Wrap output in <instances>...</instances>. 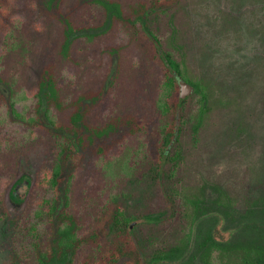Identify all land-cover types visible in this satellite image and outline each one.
I'll list each match as a JSON object with an SVG mask.
<instances>
[{
  "label": "rangeland",
  "instance_id": "1",
  "mask_svg": "<svg viewBox=\"0 0 264 264\" xmlns=\"http://www.w3.org/2000/svg\"><path fill=\"white\" fill-rule=\"evenodd\" d=\"M1 1L7 14L0 16V264H39L32 224L41 250L51 238L46 210L54 195L48 175L59 143L47 127L15 120L9 108L13 102L25 118L37 117L36 72L44 67L51 69L63 103L52 108L56 121L69 123L79 106L96 131L116 119L109 132L86 131L76 139L77 152L64 172L61 203L66 191L81 236L90 235L108 209L120 208L149 260L159 250L185 244L191 207L184 197H227L237 213L264 200V0H180L173 9L151 14L149 27L162 49L180 64L183 78L207 95L201 118L200 95L181 103V134L162 161L164 70L145 38L119 21L109 26L106 8L96 0H58V19L43 12V0ZM109 1L124 15L149 2ZM61 17L77 33L68 53ZM128 117L143 121L147 130L128 133L119 123ZM161 212L166 217L159 224L144 218ZM115 232L109 230L98 249V242L85 243L75 263L110 246ZM216 234L230 233L224 224ZM193 249L172 262L186 261ZM215 264L242 263L239 255L219 253Z\"/></svg>",
  "mask_w": 264,
  "mask_h": 264
},
{
  "label": "trees",
  "instance_id": "2",
  "mask_svg": "<svg viewBox=\"0 0 264 264\" xmlns=\"http://www.w3.org/2000/svg\"><path fill=\"white\" fill-rule=\"evenodd\" d=\"M96 1L106 8L109 26L113 22L119 21L134 30L139 37L145 38L151 47V52L163 66L162 94L164 97L161 103L163 121L159 145V160L162 161V158L169 155V146L175 137L172 148L178 142L182 118L178 108L190 97L184 100L180 98L179 85L173 74V71H177L183 77L180 64L175 61L171 53L162 49L161 40L150 29L148 20L154 12L159 13L173 9L180 0H149L148 3L139 4L128 15H124L117 3L109 0ZM57 2L58 0H43L41 7L43 12L58 19L56 13H53V9L56 7L54 4L57 5ZM4 5L5 1L2 3L0 0V16L7 14L3 8ZM60 21L64 25L63 51L68 53L77 37L76 28L63 17L60 18ZM36 76L37 117L25 118L16 111L13 102L9 103V108L15 120L20 117L21 121H26L27 125L47 127L57 137V143H59V158L48 175L54 197L49 202V207L46 210L47 215L44 213L52 226L51 238L47 241L44 250H41L38 241L40 237L38 226L35 224L30 226L39 264H76L75 256L79 248L90 241L99 243L111 229L116 232L114 238L110 240V246L99 249L101 251L97 250L93 255H88L78 264H121L123 260V264H215L219 253L239 255L242 264H264V200L252 203L244 213H237L231 199L227 197L224 199L220 197L217 200L207 199L205 195L191 199L184 197L182 201L191 207V213L187 216L190 224L185 236V244L159 250L149 260L143 256L144 246L140 242L138 243L135 234L130 230L131 225H128L130 218L120 208L108 209L103 216L99 217L94 231L88 236H81L78 233L77 217L68 210L66 191H64L66 202L64 205L61 203V189L65 187L64 172L69 165V160L73 159L77 152L76 139L80 141L86 135V131L91 132L90 135H103L112 129L116 119H112L96 131L97 129L88 126L85 121V108L79 106L70 116L69 123H59L51 116L53 107L58 109L63 107L55 77L49 67L38 69ZM191 84L196 89L193 96L200 95L198 116L201 118L205 113L207 95L201 91L197 83ZM120 122L128 127V133L131 134L147 130L146 124L141 120L128 117L121 119ZM198 130L199 127L195 126L194 132L197 133ZM176 132H178L177 136ZM168 203L173 207L174 200L170 196H168ZM37 214L42 215L41 212ZM165 217L164 212L150 213L144 216L152 224L163 222ZM224 224L230 233L228 238H221L216 234V227ZM99 245L100 243L96 249ZM190 245H194V249L186 261L172 262V260H179V257L185 254Z\"/></svg>",
  "mask_w": 264,
  "mask_h": 264
},
{
  "label": "water",
  "instance_id": "3",
  "mask_svg": "<svg viewBox=\"0 0 264 264\" xmlns=\"http://www.w3.org/2000/svg\"><path fill=\"white\" fill-rule=\"evenodd\" d=\"M173 74H174V76L178 82V85H179V96H180V98L182 100H184V99L192 96L196 91L195 87L191 83H188L177 71H173ZM177 134H178V132H176V136H177ZM175 138L173 139V142L169 146V148H171L172 145L174 144Z\"/></svg>",
  "mask_w": 264,
  "mask_h": 264
},
{
  "label": "flooded vegetation",
  "instance_id": "4",
  "mask_svg": "<svg viewBox=\"0 0 264 264\" xmlns=\"http://www.w3.org/2000/svg\"><path fill=\"white\" fill-rule=\"evenodd\" d=\"M17 192V191H16ZM14 194V193H13Z\"/></svg>",
  "mask_w": 264,
  "mask_h": 264
}]
</instances>
